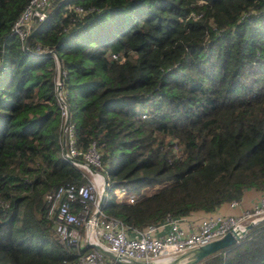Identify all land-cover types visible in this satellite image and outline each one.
<instances>
[{
    "label": "trees",
    "instance_id": "1",
    "mask_svg": "<svg viewBox=\"0 0 264 264\" xmlns=\"http://www.w3.org/2000/svg\"><path fill=\"white\" fill-rule=\"evenodd\" d=\"M28 1L0 0V264L77 260L45 197L90 176L62 157L40 51L61 59L77 146L100 152L106 215L141 230L264 193V0H50L26 50L11 28ZM198 264H264V220Z\"/></svg>",
    "mask_w": 264,
    "mask_h": 264
},
{
    "label": "built area",
    "instance_id": "2",
    "mask_svg": "<svg viewBox=\"0 0 264 264\" xmlns=\"http://www.w3.org/2000/svg\"><path fill=\"white\" fill-rule=\"evenodd\" d=\"M51 11L50 0H29L14 21L11 32L25 44L29 34ZM75 11L86 12L80 7H75ZM55 89L62 118V157L90 176L87 184L60 187L45 197L48 215L53 218L54 235L66 251L76 255L75 264H133L134 261L169 264L176 260L181 263V254L217 240L226 233L233 234L238 241L244 237L249 225L253 226L264 220V193L261 192L250 208L240 210L238 214L213 212L200 215L197 221H191L187 227L182 225L184 218L168 216L158 224L139 230L106 215L102 207L98 208L100 197L106 198L107 185L103 174L96 170L102 166L100 152L94 142L85 149L77 146L75 126L70 122V115L62 97L61 81H58L57 76ZM126 193L125 188H119L117 198L125 197ZM127 199L128 202H133L132 197ZM74 203L79 207L76 211L72 208ZM241 206L242 199L232 200L227 204L231 210ZM96 209L97 216L92 222L90 217ZM90 222L92 226L88 225ZM91 245L101 247L113 254L117 260L105 256Z\"/></svg>",
    "mask_w": 264,
    "mask_h": 264
},
{
    "label": "water",
    "instance_id": "3",
    "mask_svg": "<svg viewBox=\"0 0 264 264\" xmlns=\"http://www.w3.org/2000/svg\"><path fill=\"white\" fill-rule=\"evenodd\" d=\"M34 31H35V29L26 38V42L24 44V49H26V50H27V48H26L27 41L32 36ZM38 55H54V57L56 59V63H57V69H58V81H61L62 65H61L60 57L53 50H49L46 53H42V54H38ZM102 201H103V197H100L99 203H98V208H101ZM96 216H97V209L94 210V212L92 213L90 220L93 222L96 219ZM92 222H90L88 225L92 226ZM250 226L251 225H249L248 228H250ZM236 242H237L236 236H234L231 233H226L223 237H221L217 240H214V241H212L206 245L194 248L190 251H187V252L181 254V256L179 257L180 259H182L181 263H177L178 260H176V261H173L169 264H198L199 262H201L202 260H204L208 256L214 254L215 252H218L219 250L227 248V247L235 244ZM91 247L102 252L105 256H107L109 258L117 260L113 254L103 250L101 247L96 246V245H91ZM133 264H150V263H146V262H142V261H134Z\"/></svg>",
    "mask_w": 264,
    "mask_h": 264
},
{
    "label": "crops",
    "instance_id": "4",
    "mask_svg": "<svg viewBox=\"0 0 264 264\" xmlns=\"http://www.w3.org/2000/svg\"><path fill=\"white\" fill-rule=\"evenodd\" d=\"M260 194V192H256L254 190H247L244 192V195L242 196V206L241 208L231 210L227 207V205H222L217 212L222 214H238L240 210L250 208L254 200L256 199V196ZM197 215H191L189 217H182L184 218V221L182 223L183 226H189L191 221H193L196 218ZM200 216V215H199Z\"/></svg>",
    "mask_w": 264,
    "mask_h": 264
},
{
    "label": "clouds",
    "instance_id": "5",
    "mask_svg": "<svg viewBox=\"0 0 264 264\" xmlns=\"http://www.w3.org/2000/svg\"><path fill=\"white\" fill-rule=\"evenodd\" d=\"M23 46H24V44H23ZM49 51V50H48ZM47 52V51H46ZM46 52H43V53H46ZM38 54H42V53H36V55H38ZM50 56H52L53 57V59H54V62H55V65H56V68H57V63H56V59H55V57H54V55H50ZM62 73V72H61ZM56 76H57V78H58V69H57V74H56ZM142 117V116H141ZM143 118V117H142ZM144 118H146V116L144 117ZM106 179V178H105ZM107 181V180H106ZM108 185V184H107ZM107 185H106V187H107ZM119 189V188H118ZM117 189V190H118ZM105 190H106V188H105ZM105 197H106V194H105ZM128 196H127V193H126V196L125 197H123V198H121V199H119V198H117V199H119V200H122V199H125V198H127ZM131 197V196H130ZM105 199V198H104ZM103 199V200H104ZM128 200V199H127ZM103 202V201H102Z\"/></svg>",
    "mask_w": 264,
    "mask_h": 264
},
{
    "label": "rangeland",
    "instance_id": "6",
    "mask_svg": "<svg viewBox=\"0 0 264 264\" xmlns=\"http://www.w3.org/2000/svg\"><path fill=\"white\" fill-rule=\"evenodd\" d=\"M151 192V190H148V193H150ZM113 196L116 198L117 197V188H115L114 189V191H113ZM242 199V198H241ZM198 214H197V216H196V218L193 220V221H197V218H198Z\"/></svg>",
    "mask_w": 264,
    "mask_h": 264
}]
</instances>
